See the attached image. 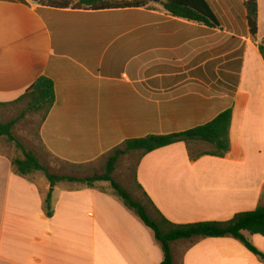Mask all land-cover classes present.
<instances>
[{"label":"crops","instance_id":"1","mask_svg":"<svg viewBox=\"0 0 264 264\" xmlns=\"http://www.w3.org/2000/svg\"><path fill=\"white\" fill-rule=\"evenodd\" d=\"M26 1L0 0V102L41 76L53 81L56 101L39 129L51 157L89 164L127 140L184 132L232 109L224 158L192 161L176 143L139 160L138 184L175 224L226 222L264 204V0L255 36L249 0H206L217 28L172 16L164 0L105 10ZM14 149L0 145V264L163 262L153 232L106 188L20 176ZM244 235L264 255V237ZM198 243H172L174 263L264 264L232 237Z\"/></svg>","mask_w":264,"mask_h":264},{"label":"trees","instance_id":"2","mask_svg":"<svg viewBox=\"0 0 264 264\" xmlns=\"http://www.w3.org/2000/svg\"><path fill=\"white\" fill-rule=\"evenodd\" d=\"M4 1L27 4L26 0ZM29 1L60 9L89 8L92 10H105L117 8H145L155 0H76L75 3L72 0ZM164 1V9L174 17L204 24L212 28L219 27V23L206 0ZM245 7L251 34L255 36L258 27V2L257 0H249L245 3ZM261 52L264 56V47H261ZM22 101L27 102L29 111L42 114L41 127L56 101L53 81L45 76L39 77L17 101L12 103L0 102V114L3 108ZM231 122L232 109H228L212 122L184 132L167 135H150L143 138L127 140L124 144L112 150V155H110L107 160L106 170L103 174L82 179L50 173L48 169L41 164L38 156H36L33 151H28L24 144L14 136L13 129L18 123L17 120L4 123L0 119V138L6 139L7 143L16 145L17 149L22 153L21 156L11 160L15 173L20 176L27 177L35 171H42L50 182L51 187H54L60 182H83L89 187L94 186L96 182H109L112 185L114 193L119 197L123 205L127 209L135 212L143 224L153 232L164 254V259L161 264H175L172 257V243L204 238L232 237L239 240L254 254L264 258V255L260 253L244 235V232H248L251 235H261L264 237V204L260 205L254 211L239 213L226 222L175 224L163 216L143 190L142 186L138 184L137 168L135 171V182L142 195L140 199L133 198L131 193L113 178L118 161L122 156L132 152H138L140 154V159H142V157L153 151L181 142L186 144L190 160L192 161H196L206 155L224 158L231 149ZM38 140L41 143L39 131ZM200 145H206L209 149L198 151L197 147ZM43 148L45 149V147ZM45 209L47 216L52 217L53 208L50 194L45 202Z\"/></svg>","mask_w":264,"mask_h":264},{"label":"rangeland","instance_id":"3","mask_svg":"<svg viewBox=\"0 0 264 264\" xmlns=\"http://www.w3.org/2000/svg\"><path fill=\"white\" fill-rule=\"evenodd\" d=\"M74 3L76 0H72ZM0 119L2 122L7 123L13 120H17V124L13 129L14 136L21 141L28 151H33L36 156L40 159L41 164L48 169L52 174L56 175H66L73 176L76 178H85L93 177L95 175H101L106 170L107 160L111 153L98 161L85 164V165H76L78 162L67 161L75 165L68 164L66 162L59 161L51 157L45 149L42 147L41 143L38 140V131L41 125L42 114L33 113L29 111L28 104L26 101L16 103L12 106L5 107L1 110ZM7 144L6 139L0 138V145ZM14 155L20 156L22 153L14 145ZM123 148V147H122ZM11 149V148H10ZM199 150H208L209 147L206 145H200L197 147ZM140 160V154L138 152H132L122 156L117 164L116 171L113 174V178L121 184L125 189H127L133 198L140 199L142 198L141 192L138 189L135 182V171ZM83 164V163H80ZM34 174L45 176L42 171H35ZM32 173V174H33ZM31 175V174H30ZM75 186H87L83 182L71 183ZM94 185L103 186L108 192H111L112 195L118 200L122 205L123 203L119 197L114 193L112 185L109 182H96ZM105 189V190H106ZM129 211V209H128ZM133 216H137L135 212L129 211ZM138 217V216H137ZM199 240H187L181 241L186 249H193L194 251L199 250Z\"/></svg>","mask_w":264,"mask_h":264},{"label":"water","instance_id":"4","mask_svg":"<svg viewBox=\"0 0 264 264\" xmlns=\"http://www.w3.org/2000/svg\"><path fill=\"white\" fill-rule=\"evenodd\" d=\"M159 0H156V2H158Z\"/></svg>","mask_w":264,"mask_h":264}]
</instances>
